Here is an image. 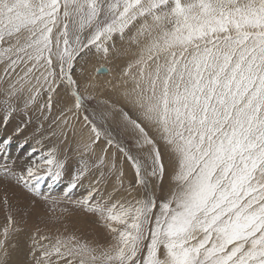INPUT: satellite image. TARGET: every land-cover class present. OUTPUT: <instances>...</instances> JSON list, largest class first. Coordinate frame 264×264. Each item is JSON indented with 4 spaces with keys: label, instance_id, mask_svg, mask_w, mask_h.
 Returning <instances> with one entry per match:
<instances>
[{
    "label": "snow or ice",
    "instance_id": "obj_1",
    "mask_svg": "<svg viewBox=\"0 0 264 264\" xmlns=\"http://www.w3.org/2000/svg\"><path fill=\"white\" fill-rule=\"evenodd\" d=\"M137 17L152 18L139 30L144 42L128 94L137 118L120 112L148 152L142 162L124 148L119 151L146 189L149 177L163 182L171 167L170 187L154 220L152 194L134 205L90 208L118 233L116 244L97 253L75 237L57 239L51 248L41 246L44 264L75 256L79 264H264V0H0L4 103L11 112L12 97L27 91V107L44 84L52 91L54 60L60 77L74 85L71 70L82 49L123 34ZM86 29L91 35L83 43ZM73 95L76 108L83 109L82 97ZM84 120L98 141L100 129L87 115ZM145 124L167 148L168 166ZM64 170L65 161L49 149L34 156L26 173L5 169V175L39 194L41 183L60 181ZM85 171L73 174L69 191ZM146 231L150 243L141 260Z\"/></svg>",
    "mask_w": 264,
    "mask_h": 264
},
{
    "label": "rangeland",
    "instance_id": "obj_2",
    "mask_svg": "<svg viewBox=\"0 0 264 264\" xmlns=\"http://www.w3.org/2000/svg\"><path fill=\"white\" fill-rule=\"evenodd\" d=\"M151 22V17H137L123 34L115 32L110 38L101 37L100 41L83 48L71 70L74 85H70L67 78L60 77L59 65L54 60L57 76L53 90L49 91L48 85L44 84L35 101L27 107V91L21 97H12L10 103L15 111L10 112L4 103L7 83L3 82V65L0 64V241L4 242L0 246V264H37L38 258L40 264H44L41 246L51 248L57 239L66 241L70 237L95 248L97 253L109 249L116 244L118 233L112 232L98 213L89 210L97 204L134 205L136 200L152 194L157 200L153 220L159 214V204L170 187L171 167H168V175L163 182L149 177L151 183L146 189L136 183L132 164L119 151V148H124L141 158L142 162L148 152L147 146L137 144L138 132L123 119L120 110L133 119L137 118V110L128 94L134 87L132 74L137 71L135 61L144 42L139 30ZM90 35L86 29L81 34L82 42L87 43ZM130 64L133 65L131 69ZM101 67H105L107 72H98ZM73 92L82 97L83 109L76 108ZM49 96L50 110L47 107ZM5 115L9 116L7 122ZM86 115L89 120L93 115L96 117L92 122L102 133L98 141L91 125L84 120ZM144 126L149 136L157 141L168 166L167 148L151 126ZM9 138L10 143L4 144L3 141ZM109 139L113 141L112 145L107 143ZM34 147L37 153L32 152ZM49 149H55L57 158L65 161L64 175L60 181L41 183L39 194L25 188L15 176L5 175V169L11 173H26L34 156ZM102 158L103 164L100 163ZM82 168H86L84 176L69 191L73 174ZM113 226L123 227L115 223ZM6 227L9 231L5 240ZM146 237L139 253L141 260L147 255V244L150 243L147 231ZM159 254L163 258V247ZM51 259L57 261L56 256ZM69 259L73 264H79V256L60 259L57 264H67Z\"/></svg>",
    "mask_w": 264,
    "mask_h": 264
},
{
    "label": "water",
    "instance_id": "obj_3",
    "mask_svg": "<svg viewBox=\"0 0 264 264\" xmlns=\"http://www.w3.org/2000/svg\"><path fill=\"white\" fill-rule=\"evenodd\" d=\"M100 73H105L107 72V69L105 67H101V71H99Z\"/></svg>",
    "mask_w": 264,
    "mask_h": 264
},
{
    "label": "bare ground",
    "instance_id": "obj_4",
    "mask_svg": "<svg viewBox=\"0 0 264 264\" xmlns=\"http://www.w3.org/2000/svg\"><path fill=\"white\" fill-rule=\"evenodd\" d=\"M144 24V23H143ZM119 35H120V33H119ZM126 37V36H125ZM136 38V37H135ZM136 43H134V45H135ZM137 47H138V45H137ZM132 49H133V47H132ZM137 49V48H136ZM135 50V49H134ZM96 57V56H95ZM100 61V60H99ZM120 66V65H119ZM130 82V81H129ZM114 83V82H113ZM132 84V83H131ZM72 103V102H71ZM103 115V114H102ZM81 118V117H80ZM72 124V123H71ZM75 132V131H74ZM26 165V164H25ZM168 180V179H167ZM74 195V194H73ZM7 261V260H6Z\"/></svg>",
    "mask_w": 264,
    "mask_h": 264
}]
</instances>
